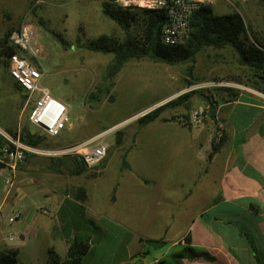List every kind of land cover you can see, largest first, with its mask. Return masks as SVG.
Returning a JSON list of instances; mask_svg holds the SVG:
<instances>
[{"label": "crops", "instance_id": "0c3cea01", "mask_svg": "<svg viewBox=\"0 0 264 264\" xmlns=\"http://www.w3.org/2000/svg\"><path fill=\"white\" fill-rule=\"evenodd\" d=\"M38 1L41 0H0V14L8 11L12 22L20 17L28 19L29 8ZM255 35L264 44V35ZM38 64L44 75L41 61ZM7 76L12 80L8 72ZM237 88L239 93L234 100L216 103L215 117L198 125L189 124L187 113L184 120L156 119L139 125V130H129L131 147L123 148L121 141L116 143L117 150H123L119 167L122 173L106 192L89 191L80 181L70 178V174L62 178L55 173L30 178L20 170L8 195L4 194L2 181L0 234L2 227L7 226L8 235L0 236V251L15 249V264H74L67 254V236L87 234L89 246L80 264H155L159 259L169 261L166 256L169 254L171 258L179 249L156 255H152L153 250L169 244L181 249L186 244L185 235L189 234L190 244L207 252L212 259L199 255L184 258L183 264H264V92L247 86ZM12 90L13 96L14 92L20 96L18 86L15 89L12 86ZM175 92L153 99L137 114L171 98ZM161 123L170 126L167 130H156ZM218 126L223 129L224 140L208 158ZM93 135L83 132L62 147ZM106 144L109 158L111 146ZM155 146L167 150L162 166L153 165L145 157L150 158ZM133 150L132 159L137 167L128 159V152ZM1 171L4 173L2 167ZM185 179H189L188 186L184 187L181 198L184 202L179 208V204L176 207L172 203V184ZM30 184L40 197L23 190ZM78 186L85 189L84 200L75 196ZM70 188L72 192L68 191ZM16 207L21 209V217L8 222L7 217ZM212 209L215 211L211 213ZM206 213H211L209 221L203 218ZM224 215L237 217L229 222L230 219L220 218ZM241 215L246 216L248 228L249 225L256 228V241L246 237L245 241L239 240L247 234L237 219ZM161 216L167 218L165 223L157 224L162 233L152 235L148 227L143 229L144 223L151 221L153 226ZM175 216H187L191 224L187 231L169 237ZM11 234L14 238L8 241ZM147 238H162L164 243L154 246ZM49 250L59 256L58 261L51 260Z\"/></svg>", "mask_w": 264, "mask_h": 264}, {"label": "rangeland", "instance_id": "374dc122", "mask_svg": "<svg viewBox=\"0 0 264 264\" xmlns=\"http://www.w3.org/2000/svg\"><path fill=\"white\" fill-rule=\"evenodd\" d=\"M101 1L41 0L29 8L30 14L26 16L28 19L20 17L17 18V22H12V15L6 10L0 14V128L4 130L6 127L20 132L28 128L31 132H38L27 118L32 101L20 90H18L20 96L16 92L14 96L12 95V86L15 89L16 85L12 80L9 81L4 67L5 58L1 55V49L7 46L9 33L19 30L22 26L28 28L31 44L36 49V56L33 57L35 63L37 65L38 61L42 63L44 70L42 84L47 86L55 97L63 99L69 108L68 123L58 135L38 133L45 137L36 147L31 146L35 151L27 153L24 162L18 166L16 177L20 170L30 178L54 173L62 178L70 174V178L80 181L85 189L106 192L122 173L119 167L123 150H117L116 131L121 130L123 148L129 149L132 145L129 130H139L136 119L141 114H137L136 111L141 107L153 99L169 95L172 91H176L174 96L166 98L164 103L192 89L208 94L214 86L249 87L244 84L247 82L245 74L248 71L237 64L236 56L230 47L223 49L204 47L196 54L193 62L168 64L147 57L129 59L118 72L112 76L108 75L114 54L92 49L89 45L99 37L123 39L124 31L114 20L102 13ZM209 5L215 14L240 12L247 25L248 37L258 38L255 34L264 35V3L261 0H211ZM190 65L193 69L191 74H188ZM236 76L242 81H236L234 79ZM188 81L191 84H188ZM90 92L96 97H89ZM198 102L202 103L200 107H205L202 96L198 93L192 94L186 103L168 105L160 115L167 118V121L184 120V116L189 114L192 108L198 107L196 105ZM209 118L211 116L207 111L202 117V122ZM169 126L161 123L156 130H167ZM108 129L114 130L104 139L108 146H111L110 157L108 158L107 153V156L97 163L98 165L90 168L85 166L81 173L74 172L77 167L76 156L55 155L49 152L69 144L83 132H93L95 135ZM166 152L165 147L155 146L150 151V158L145 157L153 165L162 166L165 164ZM134 153V150L133 153L128 152V159L130 158L131 164L137 167L132 159ZM159 169L158 167L156 171L154 170V174H157ZM2 173L1 171L0 188ZM187 180L189 179L172 184V203L176 207L178 204L179 208L183 205L184 200L181 198L184 187L188 186ZM23 190L35 194L34 197H40L38 190L31 184L24 186ZM68 191L72 192L71 188ZM214 211L215 209H212L211 213ZM211 213H206L203 218L209 221ZM177 217L175 216L173 229L168 231L169 237L187 231L191 224L190 221L187 222V216ZM236 217L224 215L220 218L233 222ZM237 219L240 221V228L247 233H242L239 240L245 241L246 237L256 241L257 230L251 225L248 228L246 216L241 215ZM166 220V216H161L153 226L151 221H148L143 224V229L146 230L148 227L149 234L158 235L163 229L161 230L157 224L165 223ZM2 229L4 230L0 236H7L8 227L3 226ZM177 249H180L179 245L171 247L169 244L153 250L152 255ZM166 258L171 261L169 254Z\"/></svg>", "mask_w": 264, "mask_h": 264}, {"label": "trees", "instance_id": "16d2710c", "mask_svg": "<svg viewBox=\"0 0 264 264\" xmlns=\"http://www.w3.org/2000/svg\"><path fill=\"white\" fill-rule=\"evenodd\" d=\"M261 1L264 3V0ZM100 4L102 13L114 20L125 33L123 39L99 37L89 45L92 49L114 54L108 75L112 76L118 72L129 59L147 57L168 64L193 62L196 54L204 47L209 46L213 49L230 47L236 56L237 64L248 71L245 74L247 82L244 84L264 92V44L254 36L248 37L247 25L240 12L215 14L209 3H201L189 16V34L185 44L173 46L161 41V29L166 20L163 10L123 8L109 0H102ZM11 50L12 48L9 46H3L1 49L2 57L6 58ZM5 63L6 60H4ZM192 69L193 67L190 65L187 73L191 74ZM234 79L239 82L242 81L239 76ZM13 83L18 86L14 81ZM188 84L191 83L188 81ZM18 89L22 90L19 86ZM195 93L202 96L205 101L206 112L208 111L211 118H214L216 103L234 100L239 89L232 86H214L208 94L201 90L192 89L158 105L139 116L136 121L140 126H143L156 119L167 120V118L160 116L166 106L186 103L189 96ZM24 95L26 96V93ZM89 97H96V95L90 92ZM4 130L16 136L17 130L6 127ZM23 130V132L19 130L20 140L33 147H36L45 137L35 131L31 132L28 128ZM121 134V130L116 131V143L121 141ZM223 140L224 136L217 142L212 140L208 158L219 149ZM4 144L10 143L0 134V147ZM75 159L77 167L74 172L81 173L85 166L80 160ZM0 167H2L1 163ZM74 193L78 199L84 200L86 192L83 187H76ZM146 241L154 246H161L164 243L162 238H147ZM185 241L186 244L181 249L171 254V261L159 259L155 264H183L184 258H194L199 255L212 259L207 252L198 251L190 244L189 234L185 235ZM66 244L67 254L71 257L72 262L80 264L81 258L89 246V236L87 234H79L74 238L67 236ZM16 253L15 249L0 251V264H15L17 261ZM49 256L54 262L59 260V256L53 250H49Z\"/></svg>", "mask_w": 264, "mask_h": 264}, {"label": "built area", "instance_id": "2783aa9c", "mask_svg": "<svg viewBox=\"0 0 264 264\" xmlns=\"http://www.w3.org/2000/svg\"><path fill=\"white\" fill-rule=\"evenodd\" d=\"M123 8H141L163 10L166 20L161 29V41L167 45L180 46L185 44L189 34V16L201 3H210L211 0H109ZM7 46L12 48L5 60L9 77L31 99L32 106L28 111V121L36 127L37 133L56 136L68 122L66 104L55 97L50 89L42 84L43 71L33 59L36 49L31 44V38L26 26L9 33ZM203 86V84H201ZM144 113V112H143ZM206 114L204 107H195L189 111L188 121L192 126L198 125ZM114 130L108 129L95 134L79 143L49 151L55 155H74L80 162L90 168L99 163L107 154L105 136ZM0 134L10 143L0 147V163L4 170V194L8 195L16 182V173L19 164L23 163L28 152L35 149L24 144L16 136L0 128ZM223 136V129L218 126L213 135L215 142ZM21 217V209L16 207L7 217L13 222ZM14 236L7 237L12 241Z\"/></svg>", "mask_w": 264, "mask_h": 264}, {"label": "water", "instance_id": "95a60500", "mask_svg": "<svg viewBox=\"0 0 264 264\" xmlns=\"http://www.w3.org/2000/svg\"><path fill=\"white\" fill-rule=\"evenodd\" d=\"M164 103V102H163ZM163 103H161V104H163ZM161 104H159V105H161ZM158 106V105H157ZM157 106H155V107H157ZM154 108V107H153ZM153 108H151V109H153ZM150 109V110H151ZM150 110H148V111H150ZM148 111H146V112H144L143 114H145V113H147ZM143 114H141V115H143Z\"/></svg>", "mask_w": 264, "mask_h": 264}, {"label": "bare ground", "instance_id": "6f19581e", "mask_svg": "<svg viewBox=\"0 0 264 264\" xmlns=\"http://www.w3.org/2000/svg\"><path fill=\"white\" fill-rule=\"evenodd\" d=\"M36 151H39V149H36Z\"/></svg>", "mask_w": 264, "mask_h": 264}]
</instances>
